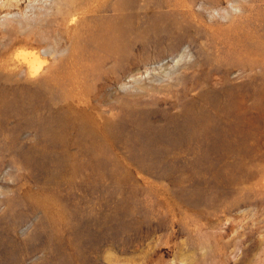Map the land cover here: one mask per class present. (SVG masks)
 Here are the masks:
<instances>
[{
	"label": "rangeland",
	"instance_id": "rangeland-1",
	"mask_svg": "<svg viewBox=\"0 0 264 264\" xmlns=\"http://www.w3.org/2000/svg\"><path fill=\"white\" fill-rule=\"evenodd\" d=\"M55 2L0 0V264H264V0ZM189 117L205 134L159 168L115 131Z\"/></svg>",
	"mask_w": 264,
	"mask_h": 264
},
{
	"label": "bare ground",
	"instance_id": "bare-ground-1",
	"mask_svg": "<svg viewBox=\"0 0 264 264\" xmlns=\"http://www.w3.org/2000/svg\"><path fill=\"white\" fill-rule=\"evenodd\" d=\"M16 1H19V0H16ZM55 1L56 0H26V7H29L30 9L29 14H31L29 18L41 19V17L42 18L45 17L49 13L51 8L55 5L56 3ZM9 5L11 4L9 3ZM17 7H19V3ZM66 8H69V5H66ZM34 9H36V11ZM231 9L233 10V8ZM13 15H14L13 12H7L6 15L4 16V19H2V22L5 25L6 32H7L8 26L10 27L12 26L14 29H16V31H19L21 29L20 27H22V25L21 26L20 24L18 25L17 22L15 21L14 17L16 15L14 16ZM16 17H19V16H16ZM65 17H66L67 25L69 28H77L80 23V20L83 21V19L82 18L80 19V16H78L77 13H67ZM109 24L111 25H109L101 33H99L96 36V38L99 39L101 44L107 45L114 51H118V52L124 51L126 49V36H127L125 29L122 28V25L120 24V22L109 23ZM24 30H21V32H23ZM155 30L157 31L163 30L165 32H170L171 27L170 25L164 22H159ZM175 44L176 43H173L172 46H175ZM59 49L60 48H58V50ZM58 50H56V52ZM43 53H45V50L43 51ZM60 53H64V51H61ZM60 53L58 52V54ZM193 55L191 56L193 57ZM53 58L55 57L53 56ZM56 60L58 61V59ZM51 65H53V63ZM53 66L55 67L57 65H53ZM51 68L53 67L51 66ZM46 70L43 73H46L47 72ZM173 72L174 71H172V73ZM174 75H175V72H174ZM181 79L182 78L179 79L180 82H181ZM138 82H140V80ZM32 99H33V95L31 94H26L22 98H20L19 95H17L16 97L6 102V108L19 110L22 108L21 102L23 100L30 101ZM42 127H43V132L45 136H47L50 133H53L52 131L50 132L48 130V127L46 125L45 126L42 125ZM207 128H208L207 122L203 117H189L188 119L185 120V122L181 123L180 126H178V128L174 131L162 130V131H159L158 133H155V132L150 133L148 123L146 122L145 119L135 121L132 131H125V130L121 131L119 129L115 131L117 132V134L120 136L121 139H123L124 137L130 143L133 149V153L139 161L146 162L153 168H159L166 164V159L169 156V154L176 152L177 150L180 149V147L182 148V146L186 144L193 143L199 139H202ZM105 153L106 152H105L104 146L99 145L94 151L93 163L99 166L102 165L105 162V156H106Z\"/></svg>",
	"mask_w": 264,
	"mask_h": 264
}]
</instances>
